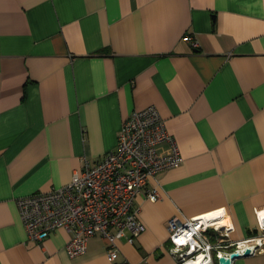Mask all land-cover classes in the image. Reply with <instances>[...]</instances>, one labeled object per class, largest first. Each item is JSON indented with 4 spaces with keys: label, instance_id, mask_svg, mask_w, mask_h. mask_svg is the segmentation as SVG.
<instances>
[{
    "label": "crops",
    "instance_id": "0c3cea01",
    "mask_svg": "<svg viewBox=\"0 0 264 264\" xmlns=\"http://www.w3.org/2000/svg\"><path fill=\"white\" fill-rule=\"evenodd\" d=\"M148 106L184 161L137 195L145 232L119 242V261L180 264L173 217L221 210L234 242L259 238L264 0H0V264H109L99 236L77 258L63 229L30 240L18 200L69 184ZM234 264H264V251Z\"/></svg>",
    "mask_w": 264,
    "mask_h": 264
},
{
    "label": "built area",
    "instance_id": "2783aa9c",
    "mask_svg": "<svg viewBox=\"0 0 264 264\" xmlns=\"http://www.w3.org/2000/svg\"><path fill=\"white\" fill-rule=\"evenodd\" d=\"M193 48L198 42L186 37ZM166 145L168 152L160 148ZM184 159L178 143L167 128L155 106L134 111L127 118L118 135L116 148L102 159L84 161L81 173L59 189L20 198L18 209L30 240L42 242L56 230L63 229L71 238L66 245L70 258L86 253L91 238L101 237L107 246L109 264H126L119 261L118 244L125 239L132 244L145 232L139 221L140 207L137 195L150 179L174 169ZM152 202L160 198L158 189L148 193ZM261 236L234 242V225L221 226L226 214L221 210L209 212L184 221L173 217L168 221L170 252L179 263L208 256L210 264L219 257L233 252L244 255L250 248L252 255L264 251V214L256 212ZM183 240L184 243L177 242ZM232 250L227 253L226 249Z\"/></svg>",
    "mask_w": 264,
    "mask_h": 264
},
{
    "label": "water",
    "instance_id": "95a60500",
    "mask_svg": "<svg viewBox=\"0 0 264 264\" xmlns=\"http://www.w3.org/2000/svg\"><path fill=\"white\" fill-rule=\"evenodd\" d=\"M252 256V251L250 248H247L244 255L239 252H233L229 256L223 255L217 259V264H234V261L240 258H248Z\"/></svg>",
    "mask_w": 264,
    "mask_h": 264
},
{
    "label": "bare ground",
    "instance_id": "6f19581e",
    "mask_svg": "<svg viewBox=\"0 0 264 264\" xmlns=\"http://www.w3.org/2000/svg\"><path fill=\"white\" fill-rule=\"evenodd\" d=\"M225 219H228V218L224 217V220L220 221L221 226H229L230 225V221L228 224V220H225ZM207 259H208V256H205L204 254L199 253L198 257H195L194 259H188L181 264H210V262H211L210 259L209 260H207Z\"/></svg>",
    "mask_w": 264,
    "mask_h": 264
},
{
    "label": "snow or ice",
    "instance_id": "6c2138e0",
    "mask_svg": "<svg viewBox=\"0 0 264 264\" xmlns=\"http://www.w3.org/2000/svg\"><path fill=\"white\" fill-rule=\"evenodd\" d=\"M177 242H179V243H184V241H183V240H179V239H178V241H177Z\"/></svg>",
    "mask_w": 264,
    "mask_h": 264
},
{
    "label": "rangeland",
    "instance_id": "374dc122",
    "mask_svg": "<svg viewBox=\"0 0 264 264\" xmlns=\"http://www.w3.org/2000/svg\"><path fill=\"white\" fill-rule=\"evenodd\" d=\"M215 262H217V261H215ZM215 262H214V263H215Z\"/></svg>",
    "mask_w": 264,
    "mask_h": 264
}]
</instances>
